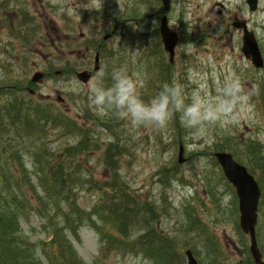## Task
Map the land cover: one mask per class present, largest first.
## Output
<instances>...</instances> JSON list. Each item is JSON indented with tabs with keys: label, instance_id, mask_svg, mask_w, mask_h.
<instances>
[{
	"label": "rangeland",
	"instance_id": "1",
	"mask_svg": "<svg viewBox=\"0 0 264 264\" xmlns=\"http://www.w3.org/2000/svg\"><path fill=\"white\" fill-rule=\"evenodd\" d=\"M5 1L0 3V106L12 101L10 97L17 96L25 101H49L60 106L69 119L71 117L78 122H82L86 110L95 115L88 102L87 88L90 82L81 83L68 69L75 66L78 69L91 70L87 65L80 67V62L70 56L69 52L72 48L82 46L81 33H92L97 24L103 25L100 38L117 26V33L110 40L113 52H118L119 59L127 63L130 72L142 76V96L147 99L155 94L154 84L157 80L151 65L158 60L156 57L162 54L161 47H156L158 39L153 38L155 30L160 26L162 4L159 0H118V4H105L104 0H91L90 3H79L78 0H27V3L21 0L7 3ZM167 15L170 27L182 36L184 32L185 39L177 48L175 64L181 83L186 84L189 69L203 64L207 71V65L211 62L216 65L217 72L221 71L223 66L238 74L241 71L240 66L247 65L242 79L246 88L253 85L252 77L256 74L240 50L242 31L234 29L232 23L236 18L247 20L264 54V0L260 1L256 12L249 10L246 0H172ZM126 16L131 17L126 20ZM21 17L32 18V21L38 23L40 30H17L23 26L18 24L22 22ZM67 18L73 19L76 26V40L73 34L70 35L71 38H65L64 32H55L57 24L58 27L67 25ZM24 36L32 37V40L25 41ZM42 37H46L47 43L41 41ZM70 45L71 48L68 47ZM155 49L159 50L157 55ZM165 59L167 60L166 56ZM37 72H45L46 76L38 83H31L32 76ZM17 82L24 85L26 83V88L35 94L17 91ZM212 84L210 79V93L213 90ZM60 98H64L65 103L60 104ZM248 106L246 118L238 125L223 128L213 126L207 140L195 143L188 139V133L185 131L184 144L176 140L171 123L161 130H132L126 122L106 114L104 119L114 126L110 131L97 127L99 124L96 120H91L90 126H94L92 133L96 138L93 142L97 141L99 146L95 147L94 144L95 148L88 153L89 158L82 161L85 168L80 175L84 179H92L93 176L96 181L108 179L110 174L105 166V147L112 141L126 145L127 151L119 162L122 165H118L120 175L140 201L155 200L160 204L162 197L167 201L168 211L160 215L156 224L162 234L174 239L178 246H181L178 251L182 254V260L184 259L182 264H187V248L182 245L184 243L193 245L195 250L191 249L200 264H240L246 259V255L245 237L236 228L238 214L240 217L236 192L223 176L221 169L216 167L208 156L199 155L197 159L193 153L209 151L207 149L212 146L218 135L225 138L237 132L242 137L253 138L261 144L263 152L257 147H252L251 153L264 160V112H260L257 104L250 102L249 98ZM117 121L120 122L119 126ZM116 132L119 134L118 141L113 135ZM33 143L30 150H26L21 156L20 162L26 166L25 169L31 176L30 191L33 186L34 191L42 192L39 177L43 176V172L34 167L39 159L40 145L52 152L62 151L66 146L75 145L77 139L61 140L48 136L40 143L36 136ZM181 144L185 147L184 163H179ZM25 146L30 144L26 143ZM72 159L75 161L73 157ZM1 161L7 164L8 160ZM176 162L182 168L188 184L182 186L174 181L164 190L157 173L163 167L175 166ZM10 163H19V160L9 161ZM77 187V199L81 207L92 208L99 199L98 195L90 190L88 183L84 187L78 183ZM165 192L168 198L163 195ZM31 202L37 204L35 199ZM52 207L49 206L51 209ZM194 211L199 214V220L208 224L207 235L210 237L214 234L220 244L225 246L222 254H216L213 243L201 229L187 228L191 212ZM47 221L45 217L41 218L34 212L29 221H23V234L26 239L39 244L36 246L37 252H41L39 247L47 246V240L52 238L53 228ZM95 224L101 231L84 224L80 226L78 233L66 230L73 251L85 264H163L156 252L147 253L137 248L118 249L112 242L110 226L107 223L103 225L99 220ZM144 231L141 230L140 234Z\"/></svg>",
	"mask_w": 264,
	"mask_h": 264
},
{
	"label": "trees",
	"instance_id": "2",
	"mask_svg": "<svg viewBox=\"0 0 264 264\" xmlns=\"http://www.w3.org/2000/svg\"><path fill=\"white\" fill-rule=\"evenodd\" d=\"M141 10H138V12ZM131 16H126L129 20ZM133 17V16H132ZM155 39L159 38V29L155 30ZM161 44L158 40V45ZM155 49V54H158ZM105 55L103 66L106 71L113 67L126 65L125 61L119 59V55L108 51ZM151 55V53H150ZM158 60L151 65L156 73L157 82L154 84L155 91H158L159 85L173 80L171 66L165 59V53L158 55ZM150 67V68H151ZM17 87H22L23 83L17 82ZM264 94L259 96L262 109L264 111ZM96 116V117H94ZM91 120H96L101 127L112 131L113 125L103 116L94 115L93 112H87L83 116L82 122L68 118L65 113L57 110L56 107L49 105L48 102L28 101L15 104L8 101L0 106V264H85L77 257L66 230L79 232L81 225L89 224L91 227L101 231L95 224L99 219L102 224L110 226L112 242L119 249H141L149 252L156 251L163 261V264H182V254L178 251L180 247L176 241L168 236H163L153 227L156 222L157 209L149 201H140L137 195L131 193L125 180L119 172L121 156L126 153V145H119L117 142L109 143L105 147V165L109 171V178L102 181L93 179H84L80 173L85 168L83 160H87L88 153L98 147L96 141L93 142L95 134L92 133L94 126H90ZM120 122L117 121V126ZM175 132L178 142L184 143L185 129L181 127L178 118L170 122ZM53 128V131H52ZM118 137V132L113 133ZM38 136L40 143L44 142L48 136L58 139L74 138L77 143L73 146H66L62 151H51L44 145H40L39 159L34 167L37 171L43 172L40 176L42 192L34 191L32 186L30 191L29 183L31 176L21 163V156L26 150H30L31 144H34V138ZM219 137V138H218ZM211 147L207 150L216 148V150H228L233 153L237 160L248 166L249 170L256 174L262 189V198L260 202V219L257 228V238L259 247L264 255V160L260 156L253 155L252 147L259 148L262 152V146L258 141L246 140L237 135H229L225 138L218 135ZM29 143L30 146H25ZM95 144V147L93 145ZM210 160L216 164L214 159V150L212 152L202 151L200 155H207ZM196 155L198 159V154ZM208 156V155H207ZM75 159V161L72 159ZM2 160H8L3 164ZM19 160V163L9 164V161ZM192 159V157H191ZM52 160L54 162H52ZM161 182L166 183L171 179L183 180L182 168L176 162L175 166L163 167L157 173ZM84 179V180H83ZM80 183L83 187L89 184L91 191H94L99 199L91 209L84 210L80 207L77 199V185ZM35 199L37 204L31 201ZM53 206L52 209L49 206ZM162 210L167 209L165 200L161 202ZM160 209V208H159ZM45 217L49 225H52V238L47 240V246H40L41 252H37L39 244L26 239L23 234V221H29L31 214ZM188 229L199 227L207 235L208 225L206 221H200L197 215L191 213ZM153 217V218H152ZM70 219H74L70 220ZM236 227L239 228L238 219ZM143 227L144 233L135 238H131L132 229ZM116 231L117 234L114 232ZM156 234L155 241L152 242V235ZM208 236V235H207ZM209 237V236H208ZM216 254H222L224 247L213 234L209 237ZM181 244V243H180ZM184 247H191V243L182 244ZM244 253L246 259L240 264H255L250 255L248 242L245 239ZM44 255V256H41ZM219 261V260H218Z\"/></svg>",
	"mask_w": 264,
	"mask_h": 264
},
{
	"label": "clouds",
	"instance_id": "3",
	"mask_svg": "<svg viewBox=\"0 0 264 264\" xmlns=\"http://www.w3.org/2000/svg\"><path fill=\"white\" fill-rule=\"evenodd\" d=\"M189 69L186 84L175 79L159 85L158 91L145 99L141 94L143 78L130 72L126 65L113 67L110 72L101 67L88 84L89 107L97 115L110 114L127 123L130 129L161 130L178 118L193 143L207 140L213 126L238 125L249 111L248 98L255 85L245 87L242 74L222 66L217 72L211 62ZM212 80V92L208 82Z\"/></svg>",
	"mask_w": 264,
	"mask_h": 264
},
{
	"label": "water",
	"instance_id": "4",
	"mask_svg": "<svg viewBox=\"0 0 264 264\" xmlns=\"http://www.w3.org/2000/svg\"><path fill=\"white\" fill-rule=\"evenodd\" d=\"M258 1L259 0H247L252 10L257 8ZM163 4L164 9L167 11L171 7V0H163ZM234 25L244 28L243 52L245 53L246 57L252 59V62L256 67H262L264 62L254 33L247 29L245 22L235 23ZM161 34L166 50L170 53L171 59H173L175 55V46L178 42V35L169 28L168 19L166 16L162 19ZM98 67L97 61L95 71H98ZM78 77L81 81L88 82L91 78V74H89L87 71H83L78 74ZM42 78L43 74L37 73L34 76V81H39ZM183 152L184 150L182 148L180 152V162H183ZM216 156L222 165L228 180L236 187L237 194L240 199L241 228L246 234H250L251 236V253L255 263L264 264L256 239L258 207L261 196L259 184L255 180L254 176L248 172L247 168L237 163L231 154L219 152L216 154ZM186 254L188 258V264H199L191 250H188Z\"/></svg>",
	"mask_w": 264,
	"mask_h": 264
},
{
	"label": "flooded vegetation",
	"instance_id": "5",
	"mask_svg": "<svg viewBox=\"0 0 264 264\" xmlns=\"http://www.w3.org/2000/svg\"><path fill=\"white\" fill-rule=\"evenodd\" d=\"M106 2L110 3V4H116V3H119L120 1H118V0H107Z\"/></svg>",
	"mask_w": 264,
	"mask_h": 264
}]
</instances>
